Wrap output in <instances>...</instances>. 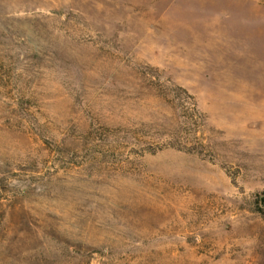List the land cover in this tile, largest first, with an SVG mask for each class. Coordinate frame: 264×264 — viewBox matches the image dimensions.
Wrapping results in <instances>:
<instances>
[{"label": "rangeland", "instance_id": "1", "mask_svg": "<svg viewBox=\"0 0 264 264\" xmlns=\"http://www.w3.org/2000/svg\"><path fill=\"white\" fill-rule=\"evenodd\" d=\"M257 3L0 0V264H264Z\"/></svg>", "mask_w": 264, "mask_h": 264}, {"label": "crops", "instance_id": "2", "mask_svg": "<svg viewBox=\"0 0 264 264\" xmlns=\"http://www.w3.org/2000/svg\"><path fill=\"white\" fill-rule=\"evenodd\" d=\"M257 6V9L260 10V11H264V5H260V4H256ZM252 10V9H251Z\"/></svg>", "mask_w": 264, "mask_h": 264}, {"label": "trees", "instance_id": "3", "mask_svg": "<svg viewBox=\"0 0 264 264\" xmlns=\"http://www.w3.org/2000/svg\"><path fill=\"white\" fill-rule=\"evenodd\" d=\"M195 108H196V110H198V107H197V105H195Z\"/></svg>", "mask_w": 264, "mask_h": 264}]
</instances>
